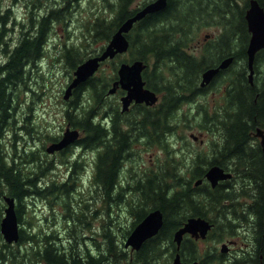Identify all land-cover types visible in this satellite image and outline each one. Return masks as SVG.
<instances>
[{"label":"trees","instance_id":"1","mask_svg":"<svg viewBox=\"0 0 264 264\" xmlns=\"http://www.w3.org/2000/svg\"><path fill=\"white\" fill-rule=\"evenodd\" d=\"M32 1L34 7L39 8V6L55 0H46L47 3H42V0ZM147 1L144 0L142 3ZM258 1L264 6V0ZM134 2L135 0H116L115 4L109 3L115 14L111 18L97 16L89 23L91 41L107 42L119 24L136 10L132 7ZM78 3L80 0H62L59 5H53L44 13L31 17L26 23L27 25L23 26V29L25 27L27 29L12 46H8L10 42L6 35L9 32V24L13 21V15L10 7H0V46H3L6 52L9 51L8 57L0 62V222L4 213L5 195L17 198L20 201L18 206L20 209L23 198L29 193L47 192L40 185L39 179L46 174L52 162L51 165L37 167V172L31 174L32 176L29 174L26 176L24 164L33 161L38 163V160L41 159L40 155L34 150H18L16 147L18 134L16 132L12 139L13 150L8 152L5 148L3 134L11 124L16 111L14 103V101L16 102L14 94L16 87L26 82L30 77L32 67L46 55L53 24L66 21L72 10L70 9L71 4L78 5ZM248 3L249 0H168L165 8L148 14L134 24L128 33L130 39L129 57L121 58L117 55L111 62L112 69L109 72L103 68L99 73L82 82L74 89L69 101L76 111L75 113L70 109L66 111L69 121L73 127L84 131V136L77 140V143L98 150L93 178L108 207L114 203L126 201L125 194L128 189L132 190L133 188L132 191L137 196V204L135 206L131 204L130 209L136 217L135 222L141 220L152 208L158 207L164 215L159 232L145 240L131 259L123 248L118 247L109 225L104 228L106 248L95 254L87 250V254L84 256L80 254L74 256L72 250L70 254H67L63 245H56L58 237H55L54 232L42 233L40 236L39 232H42L40 230L32 233L25 227H21L17 244L30 242L32 246L30 251H27L23 250L21 245L7 243L0 230V264L4 263L8 255L12 263L18 262V264H21L26 256L27 258L32 257V260L54 261L57 264H152L163 253L174 256L177 251L173 238L174 232L184 222L186 216L184 209L189 205L187 210H193L190 207L195 206L191 196L184 198V174L179 171L184 159L181 164L177 165L173 162L174 157H172L164 164V169L156 170L152 174H147L148 170H144L147 175L143 178L144 180L138 179L134 186L125 187L122 184L121 175L123 159L127 155V150L130 149L129 135L125 130L120 129V131L115 127L114 132L108 133L111 137L107 138L106 134L109 129L107 130L106 124L102 122L100 111H96V108L100 107L101 103L103 104L109 87L117 77V64L114 61H118V58L125 61L135 58L143 59L147 63L144 70L147 86L162 96L161 102L156 107L139 108L141 130L147 123L152 130L150 133L152 145L166 148L165 132L173 133L175 131L170 119L175 117V112L182 104L194 100L196 95L202 93L198 87V81L206 66L213 65L216 59L229 52L234 54L235 61L231 65L230 71L224 73L227 74L225 80H231L234 85L230 91L237 114V117L232 118L229 127L238 130V134L241 135L248 119L253 120L255 117L260 119L261 114L264 118V48L257 52L255 59V68L260 70L261 83L255 82L251 85L247 78L246 48L250 32L247 28L245 10ZM209 27L217 28L218 33L222 34L221 37L214 41L213 45L199 52L187 50L190 41L196 39L198 33ZM224 42L226 46L219 45ZM95 51L96 48L93 49V47L86 50L87 53L90 52L89 55L94 54ZM64 55L73 70L85 59L81 50H76L75 47L67 48ZM234 66H237L236 70H234ZM84 91H88L87 101L92 103L89 108L85 102L80 103ZM188 91L192 92L191 95H187ZM199 106L202 105L199 104ZM203 111L205 114L203 121L207 123L209 112L206 108ZM98 114H100L99 119L96 120L95 116ZM25 151L28 152L27 157H25ZM65 159L64 161H67ZM171 160L170 165L165 167ZM262 167L259 164V173L261 171L264 173V167ZM258 182H260L259 178ZM55 186L53 183L45 187L52 190ZM218 199L214 193H205L202 206L197 207L199 210L194 211L208 218V211L217 207ZM222 201L221 199L220 203H223ZM19 209L17 208V215L21 220L23 210ZM261 209L264 210V200L261 202ZM222 230L220 229L218 233H221ZM71 237L74 235L72 234ZM179 251L183 258L185 256V260H198L199 264L211 262L212 257L209 253L206 252L205 255H202L199 248L191 244H188V248L185 249L184 241ZM260 251L264 252V249H259ZM252 257L250 259L258 261L257 258ZM245 262V259L240 258L233 261V264H245Z\"/></svg>","mask_w":264,"mask_h":264},{"label":"rangeland","instance_id":"2","mask_svg":"<svg viewBox=\"0 0 264 264\" xmlns=\"http://www.w3.org/2000/svg\"><path fill=\"white\" fill-rule=\"evenodd\" d=\"M115 1L80 0L78 5L71 4L70 9L72 10L66 21L53 24L47 43L46 55L32 67L30 77L26 82L19 84L15 89L16 102L14 101V103L16 104V111L11 124L5 129L3 134V140L6 143L5 148L8 152L13 150L12 139L14 132H16L18 134V140L16 141L18 150H34L40 155L41 159L38 160V163L33 161L24 164V174L26 176L37 172V167H43L52 162L46 174L39 179L40 185L47 192L40 193L36 191L29 193L23 198V204L20 205V209L18 207L20 201L16 198V209L23 210L22 219L19 220L21 227H25L32 233L40 230L42 231L39 232L40 236L42 233L49 234L54 232L55 237H58L56 245H63L67 254H70L72 250L71 252L74 256L79 254L84 256L87 254V250L94 254L99 250H104L107 245L104 237L106 225L112 228L111 233L115 236L118 247L126 251L124 249L125 235H127L128 230L131 229L136 219L134 214L130 215V205L134 204L135 206L137 204V196L133 193V188L132 190L128 189L125 194L126 201L114 203L108 207L102 193L96 187L93 172L95 170L97 148H87L78 143L71 144L69 146L71 148L65 152L47 151V146L53 141L59 140L65 132L69 123L66 111L70 109L73 113L76 112L73 106L69 104L72 95L69 99L64 98L66 87L73 76V69L70 68L64 53L67 48L75 47L76 50H81L84 58H87L93 55H89L91 51L89 53L86 52L87 48H96L95 53L102 48L106 42H92L89 37L88 26L97 16L113 17L115 11L110 7L109 3L115 4ZM142 1L144 0H135L132 7L139 5ZM61 2L62 0H55L47 3L46 0H42V3L47 4L37 8L34 7L32 0H0V7H10L13 15V21L9 24V32L6 35L10 42L8 46H12L22 36L27 29V27L23 29V26L27 25L26 23L31 17L38 16L51 6L59 5ZM218 31L217 28L212 27L203 29L198 33L199 35L196 39L190 41V50L193 51L192 45L197 40L202 41L207 33L214 34L218 33ZM8 54L9 51L6 52L3 46H0V62L5 60ZM129 55L128 51L123 53L121 57H128ZM114 63L118 64V61L115 60ZM103 67L110 71L112 69L111 60H107ZM236 68L237 66H234V70ZM222 84L224 85L225 82ZM215 86L218 89L217 83ZM118 95L110 94L108 97L105 96L103 104L101 103L100 107L96 108V111H100L101 114L95 116L96 120L99 119L100 115L102 122L106 124V119L104 118L106 110L110 114L116 113L117 109L118 111L121 110ZM87 96L88 91H84L80 103L85 102L89 108L92 103L87 101ZM218 96L219 94L216 91L210 97L205 96L182 104L175 112V131L166 135V148L152 145V143L145 144L144 140L137 144V147L132 148L131 153L127 154L123 161L122 184L125 187L134 186L138 179L141 180L147 176L146 173L152 174L156 170L164 169V164L172 157H174L173 162L177 165L181 164L183 159L186 160L184 158V140L190 132L199 133L204 129L207 130L203 121L205 116L203 110L206 108L209 113L212 112L215 108L214 102ZM200 102H203L202 106H199ZM79 130L81 131V136H83L84 131L80 128ZM209 145L212 144H199V142L192 141L188 147L193 150L194 154H202L209 148ZM26 151L25 157H27L26 154L28 153ZM64 158L67 161H64ZM184 160L179 170L183 174ZM74 161H77L78 164L73 174L69 177L70 167ZM171 162L172 160L165 167L169 166ZM72 169H74V166H72ZM144 170L148 171L145 173ZM53 183L56 185L54 189L49 190L45 187ZM237 205H235L236 208L240 209V206ZM214 211L212 209L208 211V218H214ZM218 232L219 230L215 234L217 237L219 236ZM72 234L75 238L71 237ZM227 234L229 235V233ZM216 243L217 240L207 239L206 242H201V245L205 249H213L209 246L212 244L216 245ZM14 245H21L22 249L27 251H30L32 246L27 241L18 244L14 243ZM235 248L238 249V247ZM233 253L230 252L229 257ZM172 258L169 253H163L152 264H170ZM232 260L233 258L231 257L227 260H222V262L216 260L210 264H233ZM45 263L46 260H32V257L27 258L26 256L21 264ZM3 264H18V262L12 263L8 255Z\"/></svg>","mask_w":264,"mask_h":264},{"label":"flooded vegetation","instance_id":"3","mask_svg":"<svg viewBox=\"0 0 264 264\" xmlns=\"http://www.w3.org/2000/svg\"><path fill=\"white\" fill-rule=\"evenodd\" d=\"M221 35V33H207L202 41L197 40L195 44L192 45L193 51L199 52L202 49H206L213 45V42L219 39ZM219 45L226 46V43L224 42ZM186 49L191 51L190 45ZM231 55L234 56L233 53H225L222 57L216 59L213 66L219 65L223 59ZM234 61L235 58L228 67L221 69L210 81L204 84L202 83L203 72L208 67L206 66L200 74L198 87L201 89L202 93L196 95L194 100L205 96L210 97L215 94L216 91L219 96L216 97L215 102L213 101L215 103L214 110H212V113L208 114L207 119L211 121L206 120L207 123L205 124L207 130L204 129L199 133L190 132L188 137L184 140V158L186 159L184 160V198L191 196L190 198L195 204V206L190 207L193 210H187L189 205L184 209V211H186L184 224L191 216H201L199 212L194 210H199L197 207L202 206L205 193H214L219 199L217 200V207L214 208V218H207L212 222V227L208 235L205 238H200L186 232L184 233L182 242L184 241L185 249L188 248V244H191L197 246L202 255H205L206 252L209 253L212 257L209 264L214 262L212 261L213 259L222 262V260H227L231 257L233 258L232 262L243 258V260H246L245 263L256 264L259 261L258 264H264V252H259V249H264V210L261 209V202L264 200V173H262L263 171H261V173L258 171L259 164L261 167H264V118L261 114L260 119L259 117H255L253 120L248 119L245 128L242 129L244 131L241 135H239L240 133L238 134V130L229 127L232 118L235 116L237 117V114L234 109L235 103L232 98V92L230 91L231 88H234V85L231 80H225L227 74L224 72L230 71ZM247 78L251 85L255 84V82L260 84V70L255 69L253 82L249 80L248 71ZM223 82H225L224 85L222 84ZM216 83L218 89L215 86ZM125 93L126 90L119 87L117 88L115 94H119L120 103L121 97ZM191 93V91H188L187 95H191ZM108 95L110 94L107 93L105 96L108 97ZM158 96V102L155 104L149 105L145 102H132L128 110L118 111L117 109L116 113L113 114H110V112L106 110L104 118L106 119V124H108L106 125L107 130L109 129L106 134L107 138L111 137L108 133L110 131L114 132L115 127L119 128V130H125L129 135L128 144L130 145L127 154H130L132 148L134 149L137 147V144H140L143 140L145 144H151V126L145 123L144 129L141 130V116L138 110L148 105L150 107H156L162 95L158 94ZM199 104L203 105V102ZM133 110H135V112H132ZM170 120L175 130V123H173L174 117ZM203 120H205L204 117ZM167 134H169L168 131L164 134L165 138ZM192 141L199 142V144L211 143L212 145H209V148L206 149L204 153L194 154L193 150H190L188 147L189 143H192ZM72 144L78 143L76 141ZM70 148L71 147L68 146L63 150L56 151V153L65 152ZM77 164V161L73 162L72 166H74V169H72V166L70 167L69 177L73 174ZM213 165L222 167L226 172H230L231 176L219 179V181L213 185L211 180L206 176L207 170ZM258 178L260 182H258ZM221 199L223 203H220ZM236 204L240 206V209L236 208ZM185 205L187 206V203H185ZM131 212L130 215H133V212ZM138 222L134 221L132 225L135 226ZM220 229L223 230L220 231L219 238L215 237L217 230ZM223 232H227L229 235ZM128 234L125 235V237H127ZM207 239L217 240L216 245L212 244L209 246L213 249H205V247L201 245V242H206ZM224 244L228 246L226 251L222 250ZM235 247H238V249ZM124 249L126 250V254L130 255L131 259L139 250L133 249L131 246L125 247ZM230 252H234L231 257H229ZM174 256L172 257L174 258ZM252 256L257 258L258 261L250 259ZM181 258L184 261H188L185 260V256L183 258L181 255ZM188 262H193V260Z\"/></svg>","mask_w":264,"mask_h":264},{"label":"water","instance_id":"4","mask_svg":"<svg viewBox=\"0 0 264 264\" xmlns=\"http://www.w3.org/2000/svg\"><path fill=\"white\" fill-rule=\"evenodd\" d=\"M167 2L168 0H151L141 8L137 9L132 15L124 19L101 52L86 58L78 64L74 70V77L66 87L64 98L68 99L73 93L74 88L92 76L99 68L102 61L107 58H113L117 53L127 51L130 46V41L126 34L133 27L134 23L144 18L147 14L165 8ZM245 18L247 20L248 30L251 33L246 48L247 66L249 69L248 77L250 82H253L255 56L258 50L264 48V6H262L258 0H249V5L245 11ZM233 59L234 56L231 55L223 59L219 65L208 67L203 72L202 83L204 84L210 81L221 69L228 67ZM145 66L146 63L143 59H135L132 62L125 61L120 64V67L118 68L119 78L114 81L109 92H115L119 85L124 89H127V94L122 96L123 110L128 109L129 104L133 100L137 102L146 101L149 104L157 101V93L154 90L145 87V80L142 76V71ZM78 136L79 130L77 128L67 127L63 136L59 140L53 141L47 146V151L54 152L55 150L62 149L75 141ZM206 176L211 180L212 184L215 185L219 179L230 177L231 173L226 172L218 165H213L207 170ZM5 200L7 205L5 207L4 216L1 219L0 229L7 242H17L20 237V228L18 215L15 209V197L6 195ZM163 221V212L160 208L157 207L150 210L132 229L126 239L125 245H131L133 248L139 249L147 238L159 231ZM211 227L212 222L205 217H189L186 223L180 226L174 233V240L176 241L177 249H180L185 232H190L196 237H206ZM227 249L228 246L224 244L222 250L226 251ZM46 264L57 263L54 261H48ZM170 264H198V261H184L181 258L180 252L177 251Z\"/></svg>","mask_w":264,"mask_h":264}]
</instances>
